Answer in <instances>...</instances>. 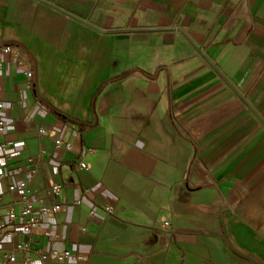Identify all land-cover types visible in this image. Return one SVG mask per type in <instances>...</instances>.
<instances>
[{
  "label": "crops",
  "instance_id": "0c3cea01",
  "mask_svg": "<svg viewBox=\"0 0 264 264\" xmlns=\"http://www.w3.org/2000/svg\"><path fill=\"white\" fill-rule=\"evenodd\" d=\"M4 47L0 192L39 225L3 210L0 260L264 264V0H0Z\"/></svg>",
  "mask_w": 264,
  "mask_h": 264
},
{
  "label": "built area",
  "instance_id": "2783aa9c",
  "mask_svg": "<svg viewBox=\"0 0 264 264\" xmlns=\"http://www.w3.org/2000/svg\"><path fill=\"white\" fill-rule=\"evenodd\" d=\"M12 51L11 47H4L0 49V55L2 53H8ZM29 77H32V73L28 74ZM11 110V108L3 103H0V115L2 113H8ZM5 126L6 122L3 119L2 116H0V135H2L5 132ZM41 134H45L43 130L40 131ZM56 147L57 149H60L63 147V141L58 140L56 141ZM9 147V144L0 143V153L6 152ZM83 167H87L85 163L82 164ZM37 171L32 170V174L34 175ZM9 173L6 170L5 164L0 161V183L6 181L8 179ZM32 178V177H31ZM31 178L28 180V182L31 181ZM28 188L27 182H21L15 185H10L8 191L12 194H23ZM52 191L55 194H59L60 192V186L59 185H53ZM18 203H12V204H4L3 202V194L0 192V213L3 210L7 211V217L9 218L10 222L12 223L15 221L18 217H21L23 220V223L21 224V231L25 235H32L34 230L39 225V219L36 217L33 206L32 205H26L20 213L16 211V206ZM61 205H56L54 207L45 206L40 209V212L44 215H54L61 211ZM106 211L108 214L113 213V209L111 207H106ZM4 227L0 225V236L3 234ZM9 236H12L13 233H9ZM33 244L32 242L24 243V242H18L14 245V248L7 252L0 260V264H14L17 260V255L20 253H32L33 252ZM41 260L47 261V260H56L58 262H71V263H77L80 261V257L78 255H74L68 251L65 252H59V251H51L48 254H42L40 255Z\"/></svg>",
  "mask_w": 264,
  "mask_h": 264
}]
</instances>
